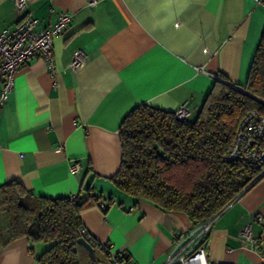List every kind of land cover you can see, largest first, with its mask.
Segmentation results:
<instances>
[{"label":"crops","instance_id":"1","mask_svg":"<svg viewBox=\"0 0 264 264\" xmlns=\"http://www.w3.org/2000/svg\"><path fill=\"white\" fill-rule=\"evenodd\" d=\"M30 11L42 28L59 14L70 21L52 38V69L32 57L14 78L0 111V185L16 180L36 196L70 197L91 186L107 210L92 206L81 225L127 264H163L174 239L192 228L179 212H165L112 184L120 166L118 128L137 105L164 111L184 105L196 117L218 79L245 84L264 28V4L253 0H0V30ZM77 50L85 63H68ZM196 67H200L199 70ZM214 75V76H213ZM2 80L0 79V89ZM79 163L75 173L73 162ZM261 217V220L258 218ZM250 223L253 241L241 236ZM47 242L26 237L0 249V264H36ZM264 176L213 222L206 259L216 264H264Z\"/></svg>","mask_w":264,"mask_h":264},{"label":"trees","instance_id":"2","mask_svg":"<svg viewBox=\"0 0 264 264\" xmlns=\"http://www.w3.org/2000/svg\"><path fill=\"white\" fill-rule=\"evenodd\" d=\"M249 111L264 115V28L254 52L246 82L235 86L217 79L192 120H179L175 111L146 104L134 107L118 128L121 158L113 186L145 200L165 212L184 214L193 226L229 206L244 190L264 176V165L225 157L237 127ZM84 188L70 197L36 196L16 181L0 185V249L11 240L26 237L30 246L47 242L36 264H81L85 238L110 264L129 262V255H112L108 243L100 244L81 231L80 213L99 206L108 197ZM102 210L107 206L103 203Z\"/></svg>","mask_w":264,"mask_h":264},{"label":"built area","instance_id":"3","mask_svg":"<svg viewBox=\"0 0 264 264\" xmlns=\"http://www.w3.org/2000/svg\"><path fill=\"white\" fill-rule=\"evenodd\" d=\"M13 1L17 10L22 12L26 6V0ZM253 1L256 4H264V0ZM86 2L89 5H94L96 0H86ZM70 18L68 12H62L51 27L42 28L38 25L37 17L32 12L25 11L13 27L0 30V79L2 80L0 111L8 94L13 89L17 72L32 57H41L48 64V68L52 69V38L63 32ZM84 63L82 51L77 50L73 53L68 66L76 71ZM196 69L199 70L200 67H196ZM214 78L218 79L216 76ZM187 114L184 105L175 111V116L179 120L187 117ZM225 157L241 162L264 165V115L256 111H249L243 117L235 132L232 146ZM78 169L79 163L74 161L70 165V171L75 173ZM99 206L103 207V202H100ZM227 207H224L210 219L177 235L163 264H216L210 263L206 259L205 241L213 222ZM258 219L261 220V217ZM81 231L87 233L83 227ZM241 236L246 241H253L250 223L243 225ZM102 243L100 242V244ZM256 247L264 255V245H257ZM115 264L124 263L117 262Z\"/></svg>","mask_w":264,"mask_h":264},{"label":"rangeland","instance_id":"4","mask_svg":"<svg viewBox=\"0 0 264 264\" xmlns=\"http://www.w3.org/2000/svg\"><path fill=\"white\" fill-rule=\"evenodd\" d=\"M81 264H110L107 258L99 251L95 253V259H92L85 250L82 249Z\"/></svg>","mask_w":264,"mask_h":264},{"label":"water","instance_id":"5","mask_svg":"<svg viewBox=\"0 0 264 264\" xmlns=\"http://www.w3.org/2000/svg\"><path fill=\"white\" fill-rule=\"evenodd\" d=\"M78 243L85 248L89 256L94 259V247L83 237L78 238Z\"/></svg>","mask_w":264,"mask_h":264}]
</instances>
